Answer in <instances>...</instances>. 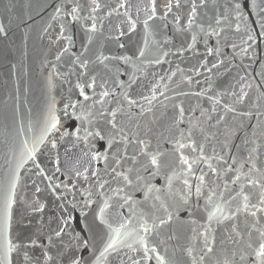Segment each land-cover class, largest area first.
I'll use <instances>...</instances> for the list:
<instances>
[{
    "label": "water",
    "instance_id": "95a60500",
    "mask_svg": "<svg viewBox=\"0 0 264 264\" xmlns=\"http://www.w3.org/2000/svg\"><path fill=\"white\" fill-rule=\"evenodd\" d=\"M98 2L93 20L92 0H0V260L24 264L19 245L29 238L38 245L27 248L31 264H44L45 251L56 256L58 249L49 243L48 234L56 219L71 211L77 219L63 240L72 238L73 245L87 241L77 249L81 264H133L129 256L141 264H158L142 259L143 251L133 252L127 243L101 253L113 229L127 224V230L134 231L169 214L171 221L148 238L149 247L157 248L156 255L164 257L165 264H225L233 253L243 251V241L236 243L239 237L232 226L238 225L237 231L246 237L250 218L238 215L235 220L209 223V210L221 204L225 215H231L238 204V199H231L238 187L231 183L237 172L255 166L259 171L251 173L253 178L264 173V29L257 27L264 16V0H255L250 7L248 0H240L244 5L240 18L234 0H212L198 10L193 27H187L191 0H181V8L166 18L162 15L166 0H157L156 19L147 25L149 0ZM121 3L126 7L120 8ZM74 7L78 21L68 15ZM217 17L223 18L222 25L216 24ZM92 23L95 32L89 31ZM214 28L224 29L220 37L212 34ZM209 48L218 49L219 56L208 55ZM101 56L109 59L101 64ZM218 61L223 62L213 68ZM92 77L97 92L112 93L109 103L93 104L79 95L76 85ZM126 96L137 103L129 105ZM100 108L106 110L103 116ZM108 110L116 111L115 123L122 132L111 128ZM50 111L61 125L52 135L45 133ZM97 131L104 139H77ZM64 132L68 135L62 136ZM181 132L186 143L191 135L204 154L214 158L216 172L201 162L194 165V176H185L174 148ZM124 134L130 141L126 146L116 144L118 152L109 150L105 161L91 159L105 152L103 146L113 135L119 141ZM141 140L150 145L148 156L141 154ZM183 152L193 159L199 156L189 148ZM154 153L159 155L158 169L149 166ZM221 157L228 164L235 159L236 171H227ZM41 169L43 175L38 174ZM77 170L89 178L77 177ZM124 175L131 185L125 184ZM50 183L62 186L53 192ZM121 188L124 191L117 196ZM9 195L14 202L4 232L2 202ZM121 196H127L128 203ZM105 200L110 207L101 216ZM41 205L43 211H37ZM259 227H264V218ZM199 233L204 235L197 238ZM9 242L17 245V252L7 253ZM128 242L140 249L134 239ZM206 242L213 249L210 253ZM48 264H67V258L56 256ZM234 264L255 261L250 257L240 261L237 255Z\"/></svg>",
    "mask_w": 264,
    "mask_h": 264
},
{
    "label": "snow or ice",
    "instance_id": "6c2138e0",
    "mask_svg": "<svg viewBox=\"0 0 264 264\" xmlns=\"http://www.w3.org/2000/svg\"><path fill=\"white\" fill-rule=\"evenodd\" d=\"M212 0H191V7L188 11L187 15V27H193L196 25V17L198 10L201 8H204L206 5L210 4ZM249 7L251 5L255 4V0H248ZM92 9L89 16L91 19L95 20V17L92 16V13H96L100 9V3L98 0H92ZM120 8H125V4L121 3L119 5ZM166 8V11L163 12V17H167L170 13L173 12V9H180L181 8V0H166V3L164 5ZM244 5L241 4L240 0H234L233 8L236 13V17L240 18L244 16L243 12ZM57 13L60 12V9L58 8ZM156 11H157V0H149L148 4V19L145 20V24H148V21L156 19ZM69 16L75 21H78L80 19L78 15V10L76 7L72 8L70 12L68 13ZM255 15L259 16V13H256ZM175 19L179 21V16H176ZM216 24L222 25L223 24V18L217 17L216 18ZM183 27V26H182ZM257 27L259 29H264V16H261L259 19V23L257 24ZM97 30V26L95 23H92L90 26L89 31L95 32ZM134 30V26L133 29ZM224 29L220 28L219 30L213 29V33L215 36L220 37L221 33ZM237 30H239V25H237ZM3 29L0 28V32H2ZM123 33H121L122 35ZM118 38V37H117ZM195 37H193V40ZM249 39H252V36H249ZM122 46V45H121ZM191 47V45H189ZM67 51V49H65ZM244 51H247V49H244ZM208 55H217L219 56V50H213L212 48H209L207 50ZM141 55L143 53L141 52ZM59 58V57H58ZM109 59L107 56H101L98 57V60L101 64H104L105 60ZM159 62V61H158ZM223 61H218L217 63H214L212 65L213 68L219 67V64ZM81 67H87V64L84 62H81ZM211 69H209L210 71ZM241 79H244L241 77ZM76 87L79 89V95L83 97L84 101L92 100L93 104H100L104 105L105 103H109V97L112 95L108 90L97 92V81L95 77H92L90 81L85 82L84 84H77ZM85 89L91 90V94H89L88 91H85ZM243 91V90H242ZM163 95V93H161ZM244 95H247L244 93ZM129 105H135L137 102L135 100L129 99L127 96L125 97ZM147 99V98H146ZM149 103H151V100H149ZM216 103H219V101H216ZM68 107L75 108V104H70ZM101 116L104 115L105 109L100 108L98 109ZM110 111L111 116L113 119L109 121L111 128L113 130H116V132H122V129L117 128V124L115 123V116L116 111L114 110H108ZM229 111H232V109H229ZM181 116L183 115V109H180ZM91 115V113H90ZM82 119V118H78ZM60 123L57 120L55 113L50 111L49 118L47 121V125L45 128V133L48 135H52L55 132L60 130ZM75 127V126H74ZM79 132V129H77V133ZM68 133L64 132L62 136H67ZM183 133H180V136L182 139H177L175 141V151L178 154L179 163L184 168V174L185 176L191 174L195 175L194 171V165H197L201 162H204L207 164L208 168L212 172H216V169L213 168L211 160L214 158L207 157L203 152V147L200 145H197L196 142L192 139L191 135H189L187 139V143L183 139ZM88 137H100V139H104L103 136H101V133L99 131L97 132H87V134L84 137H80L77 135V139L87 141ZM45 139L44 136L41 137V141ZM129 138L127 134H124L120 137V140L117 141L115 139V135H113V138L110 142L105 144L103 147L105 148V152L96 155L93 154L91 156V159L97 162L105 161L108 159V151L112 152H118V149L116 148V144L123 143L125 146L129 143ZM141 148V154L148 156L149 155V148L150 145L141 140L139 141ZM52 147L55 148L56 144L53 143ZM185 148L191 149L192 152L199 151V156L196 159H193L190 157V155L184 154L183 150ZM31 159H34V157H29ZM122 158V157H121ZM252 157L251 155L247 158V161H251ZM223 164L227 165V171H236V169L233 168V165L236 163L235 159H233L232 164H228V161L224 159L223 157L220 158ZM246 161V162H247ZM149 166L154 168H160L161 163L159 160V155L154 153L150 156ZM37 168H39V165H37ZM201 172H203L202 169H197ZM259 171L258 169H255V166L252 168H249L248 172H237L235 175V179L231 181L233 185H237V191L234 196H232V200L238 199V204L235 210L231 212V215H225V207L221 204H213V209L209 210L208 215V221L209 223L212 220L217 221L218 223L222 220H235V218L238 215H243L245 219L250 218V229L245 235H242L237 231L238 225H233L232 230L235 236L239 237V239H236V243L240 244L241 241H243V251H238L237 253H233L230 260H226L225 264H234V262L237 259V255L239 256V260L243 261L247 258H252L255 261V264H264V227H259L261 224V219L264 218V173H261L257 178H253L251 173L253 171ZM56 171H60L59 161L56 162ZM113 171L115 172V168H113ZM39 175L44 174V170L41 169L38 173ZM96 173L93 172L92 175H95ZM119 176L120 173H117ZM77 177H82L83 179L87 180L89 177L86 175H83L79 170L76 171ZM45 179L51 180V176H45ZM123 180L126 185H131L132 180L129 179L127 175L123 176ZM201 185L204 183V174H202L199 177ZM241 181H244V183L241 184ZM184 184L187 186L188 190L191 191L192 185L189 184L188 179L184 180ZM61 184H54L50 183L48 187L55 192L57 189L61 188ZM64 188H68L70 191L71 189L67 184L63 185ZM74 187V185H73ZM100 187L103 188L104 185L100 184ZM245 189H250L252 191H246ZM14 190V187H13ZM36 191L39 192V187L36 188ZM124 189L121 188L116 192L117 196H120V193L123 192ZM196 191H200V186H196ZM90 195V194H89ZM121 199L124 200V203H128L129 198L127 196H121ZM13 196L9 195L6 200L2 202V208L5 213V224H4V232H7L8 228V220L7 216L10 213L11 208L13 207ZM63 207V205H62ZM110 207L108 200L104 201V207L100 209V214L103 216L107 209ZM37 211H43V205H41L39 208L36 209ZM165 211H167V208H165ZM76 217L72 215L71 211H66V213L62 214L61 217L56 219V226L54 228H50V232L48 234V240L51 245H54L57 247L58 252L56 256H59L60 258H67V264H81V258L77 254V249L80 247V244L87 245V241H81L78 244L73 245L72 244V238H69L67 242L63 240V237L68 236V230L72 228L73 223L76 221ZM158 223L153 222V224L150 226L148 223H142L140 225L139 229H135L134 231H128L127 230V224H122L121 228L113 229L112 235L109 237V241L107 243V246L104 248V252L101 253V256H104L105 253H110L112 251L119 250V247L127 243V247L132 250L133 252L142 250L143 251V257L142 259L145 260H153L155 259L158 264H165V258L156 255L157 248L156 247H149L148 244V238L153 234L155 229L163 226L164 224L171 221L172 216L171 214L168 215V217L165 219L164 217H158ZM207 231H211V229H207ZM255 234V235H254ZM200 235H204L203 233H199L197 238H199ZM130 238L134 239L135 244L140 245V249L134 248L133 244L128 242ZM205 241H207V237L205 236ZM119 242V243H118ZM63 245V247H61ZM255 245V246H254ZM37 240H33L29 238V241L27 244H24L23 242L19 245V249H23V261L24 264H31L32 256H29L27 252L28 247H36ZM205 250L206 252L210 253L213 251L212 247L208 245V243H205ZM18 247L15 243L9 242L7 244V253H13L17 252ZM6 253V255H7ZM71 253V255H69ZM152 253L153 255H150ZM246 253V255H245ZM56 256L50 255L49 252L45 251L43 253L44 258V264H48L49 261H52L56 259ZM129 260L133 261V264H141V261L139 259H135L133 256L128 257ZM0 264H3V260H0Z\"/></svg>",
    "mask_w": 264,
    "mask_h": 264
}]
</instances>
